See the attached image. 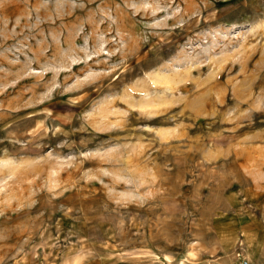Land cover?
Returning <instances> with one entry per match:
<instances>
[{"label":"rangeland","instance_id":"374dc122","mask_svg":"<svg viewBox=\"0 0 264 264\" xmlns=\"http://www.w3.org/2000/svg\"><path fill=\"white\" fill-rule=\"evenodd\" d=\"M256 188L264 0H0V264H199Z\"/></svg>","mask_w":264,"mask_h":264},{"label":"crops","instance_id":"0c3cea01","mask_svg":"<svg viewBox=\"0 0 264 264\" xmlns=\"http://www.w3.org/2000/svg\"><path fill=\"white\" fill-rule=\"evenodd\" d=\"M256 189L258 191H264V188H261L263 190ZM253 190H249V192L244 195V200H237L242 204L238 205V203L234 201L233 205L238 207L246 204V206L251 207L253 211V207L261 208V210L263 209V217L254 219L252 214L249 215L248 213L246 216H237L236 219L238 220L233 222L234 228L229 231H224L218 229L217 225L221 216L217 217L218 215L216 214V216L211 217V221L209 222L213 227L210 236L205 238L210 239V241L203 243L200 240L196 241L193 250L187 249L188 255L186 260L194 256L199 264H236L234 250L237 248L238 242L243 240L246 254L250 258L251 263L264 264V199L261 201L260 198H258L260 194L257 193L254 196ZM226 205L229 206L228 204H225V206ZM216 206L218 208L222 207L221 204H217ZM222 211L223 213H227L226 210ZM222 228L225 229L223 226ZM184 263H186V261H184L183 264Z\"/></svg>","mask_w":264,"mask_h":264},{"label":"built area","instance_id":"2783aa9c","mask_svg":"<svg viewBox=\"0 0 264 264\" xmlns=\"http://www.w3.org/2000/svg\"><path fill=\"white\" fill-rule=\"evenodd\" d=\"M242 246L243 245H240L239 248H237L236 250L235 253L236 264H252L249 257L245 254Z\"/></svg>","mask_w":264,"mask_h":264}]
</instances>
